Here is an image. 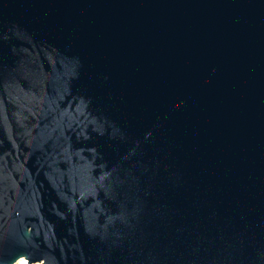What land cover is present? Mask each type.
Returning a JSON list of instances; mask_svg holds the SVG:
<instances>
[{
  "label": "water",
  "instance_id": "1",
  "mask_svg": "<svg viewBox=\"0 0 264 264\" xmlns=\"http://www.w3.org/2000/svg\"><path fill=\"white\" fill-rule=\"evenodd\" d=\"M264 264V0H0V264Z\"/></svg>",
  "mask_w": 264,
  "mask_h": 264
},
{
  "label": "rangeland",
  "instance_id": "2",
  "mask_svg": "<svg viewBox=\"0 0 264 264\" xmlns=\"http://www.w3.org/2000/svg\"><path fill=\"white\" fill-rule=\"evenodd\" d=\"M15 264H28V263L24 258H21ZM32 264H41V263H32Z\"/></svg>",
  "mask_w": 264,
  "mask_h": 264
}]
</instances>
